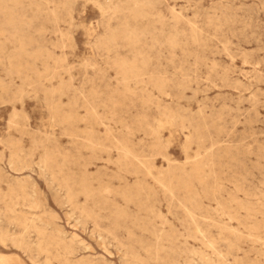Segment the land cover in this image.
<instances>
[{
    "label": "rangeland",
    "instance_id": "rangeland-1",
    "mask_svg": "<svg viewBox=\"0 0 264 264\" xmlns=\"http://www.w3.org/2000/svg\"><path fill=\"white\" fill-rule=\"evenodd\" d=\"M0 264H264V0H0Z\"/></svg>",
    "mask_w": 264,
    "mask_h": 264
},
{
    "label": "bare ground",
    "instance_id": "bare-ground-1",
    "mask_svg": "<svg viewBox=\"0 0 264 264\" xmlns=\"http://www.w3.org/2000/svg\"><path fill=\"white\" fill-rule=\"evenodd\" d=\"M98 241V240H97Z\"/></svg>",
    "mask_w": 264,
    "mask_h": 264
}]
</instances>
